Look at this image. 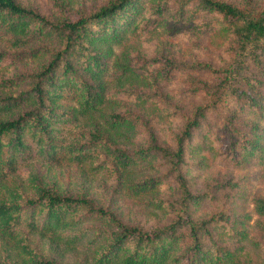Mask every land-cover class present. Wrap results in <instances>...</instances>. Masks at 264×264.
I'll return each instance as SVG.
<instances>
[{"label": "trees", "instance_id": "16d2710c", "mask_svg": "<svg viewBox=\"0 0 264 264\" xmlns=\"http://www.w3.org/2000/svg\"><path fill=\"white\" fill-rule=\"evenodd\" d=\"M49 1L53 14L20 0H0V68L10 71L17 57L38 64L34 72L7 78L6 95L0 96V235L8 244L0 250V264H61L39 252L23 227L65 247L83 242L91 253L85 264H236L243 248L239 242L247 239L243 218L230 219L223 182L198 189L191 171L193 153L203 144L236 168L264 171L259 143L264 124H257L264 123V4L106 0L74 6L71 0ZM148 24L163 25L171 35L211 26L223 39L217 65L171 62L160 68L167 70L163 79L180 77L186 84L181 91L199 99L186 113L178 104L159 100L166 117L179 125L166 143L139 114L112 113L106 94L113 81L143 84L138 75L158 82L143 66L131 65L133 56L115 52L127 31ZM130 93L150 99L145 91ZM245 109L257 122L243 119ZM208 115L211 121L205 124ZM145 133L148 142L137 152L119 146L120 140ZM33 157L49 166L68 162L86 164L94 172L108 169L127 196L166 193L148 200L171 204V214L160 226L129 224L118 212L93 206L83 194L63 195L43 185L34 171L20 170L25 184L16 182L12 174ZM140 167L152 174L139 178L135 171ZM231 181L234 186L240 180ZM251 201L255 213L264 216V199ZM203 202L214 204L207 216L196 213ZM218 227L235 244L216 241L213 229Z\"/></svg>", "mask_w": 264, "mask_h": 264}, {"label": "rangeland", "instance_id": "374dc122", "mask_svg": "<svg viewBox=\"0 0 264 264\" xmlns=\"http://www.w3.org/2000/svg\"><path fill=\"white\" fill-rule=\"evenodd\" d=\"M26 5H31L40 9L46 14H53L50 8L49 0H20ZM74 6H98L106 0H71ZM234 1V0H229ZM255 3L264 4V0H253ZM222 34L219 29L211 26H199L188 32L179 35H171L163 25L148 24L142 26L140 30L136 29L134 33L126 32L120 46L116 47L115 52L125 53L133 56L129 59L132 66H143L149 75H157V83H150L149 79H144L141 75L134 76L138 80L143 79V84L126 83V86H119L118 81H113L107 88L106 94L110 97V107L112 113L120 114L124 117L133 113L139 114L142 123L148 128H152L158 137V141L166 143L169 141L173 131L177 130L179 125L177 120L166 117L162 111L159 100L165 99L171 105H177L182 113H186L189 107L198 100L187 96L181 90L186 86L180 77L172 79H163V72L171 62L193 64L200 62H209L210 64L219 63V52L222 46ZM0 46L2 44L0 43ZM149 60L142 64L143 59ZM156 58V59H155ZM153 60H157L154 62ZM37 62L30 57L25 59L17 57L15 64L10 71L0 68V96L6 95L5 86L9 83L7 78L14 80L18 76L34 72ZM144 73V72H143ZM145 82V83H144ZM148 82L149 84H146ZM116 83V84H113ZM130 90L145 91L148 100H139ZM154 98L156 100H154ZM196 99V100H195ZM243 119L246 121H255L254 113L244 110ZM211 116L204 120L205 124H210ZM263 125V121L257 122ZM259 130L257 134H262ZM254 134L255 136H260ZM211 135L209 131V135ZM147 134H141L136 137L124 138L119 141L120 147H125L127 152H137L141 147L146 146L148 142ZM259 143L264 145V136L259 138ZM216 155H215V154ZM194 171L192 176L199 189L204 190L206 183L223 182L225 188L221 194L224 196L227 204L230 206V219L241 215L243 218V227L247 233V239L242 243V250L236 253V264H264V216L255 213L252 198L261 196L264 199V171L258 167L236 168L232 162L224 158L225 155H218L214 151L207 149L203 144L201 149H195L194 153ZM31 170L41 177L40 182L48 187L57 188L63 195L77 196L83 194L90 198L93 206L118 212V214L129 224H142L146 227L160 226L167 221L170 216L171 204L165 203L156 205L148 200L149 196L164 197L166 193H153L148 196H127L119 186L115 184V175L108 169H99L94 172L86 164H76L68 162H54L50 166L46 165L37 157L26 164L19 166L18 170L12 174L16 182L25 184L20 170ZM135 174L140 177L150 176L149 170L140 167ZM239 179L234 186L231 180ZM231 181V182H230ZM194 182V183H195ZM28 190V188H26ZM214 208L211 202H203L197 207L198 215L210 213ZM30 242L42 254L50 255L59 260L61 264H85L91 261V253L87 246L79 245L77 248L65 247L49 237H41L26 228H22ZM220 228L213 229V236L216 241L223 243H234L230 238L221 235ZM52 241V242H51ZM8 246L4 244V237L0 235V250ZM10 251V249H9ZM85 260V261H84ZM235 264V263H234Z\"/></svg>", "mask_w": 264, "mask_h": 264}]
</instances>
